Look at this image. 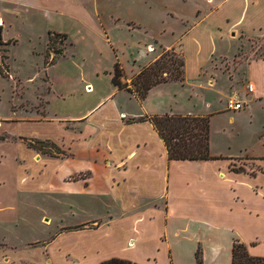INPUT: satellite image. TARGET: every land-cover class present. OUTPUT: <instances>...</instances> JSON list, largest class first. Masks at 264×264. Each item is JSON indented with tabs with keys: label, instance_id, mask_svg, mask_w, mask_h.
Here are the masks:
<instances>
[{
	"label": "crops",
	"instance_id": "obj_1",
	"mask_svg": "<svg viewBox=\"0 0 264 264\" xmlns=\"http://www.w3.org/2000/svg\"><path fill=\"white\" fill-rule=\"evenodd\" d=\"M123 3L140 15L123 17L106 10ZM91 4L94 21L86 0H0V48L7 49L5 60L13 74V48L20 43L9 33L13 27L44 24L46 36L57 32L69 39L54 62V55L46 59L47 39L41 52L34 50L43 54L44 88L37 101L26 100L25 106L22 102L16 120L7 122L16 124L17 135L6 132L17 137L25 162L33 164L35 172L40 170L34 181L45 184L39 190L63 195L71 208L86 213L81 223L62 227L65 236L94 239L76 249L78 264H99L112 257L158 264L160 252L162 264H197L198 248L203 264H232L236 239L246 244L249 254L264 256V171L250 175L230 167L240 155L264 162V55L253 52L236 69L221 68L223 59L237 56L247 38L264 37V0H91ZM105 17L128 32L149 33L160 24L163 32L171 29L173 40L163 43L157 34L153 41H113ZM57 20L80 27L98 22L106 39L81 41L87 46L82 57L105 52L109 64L87 73L68 70L74 35L53 26ZM158 47L179 48L185 81L158 84L144 99L117 89L112 82L116 62L123 68V81L130 82L159 57ZM248 82L254 84L252 93L245 90ZM231 92L245 102L244 109H227ZM28 103L31 108L25 109ZM166 114L209 116L211 153L223 158L170 160L165 142L147 119ZM139 117L146 119L133 120ZM54 127L56 134L50 131ZM220 135L233 140L217 148ZM29 139L51 141L58 149L53 154L36 150L28 146ZM57 244L49 243L50 250L55 251ZM2 253L0 249V260Z\"/></svg>",
	"mask_w": 264,
	"mask_h": 264
},
{
	"label": "rangeland",
	"instance_id": "obj_2",
	"mask_svg": "<svg viewBox=\"0 0 264 264\" xmlns=\"http://www.w3.org/2000/svg\"><path fill=\"white\" fill-rule=\"evenodd\" d=\"M87 1L88 9L94 21L96 18L92 13L91 0ZM128 7V4L123 3L122 5H113L106 10L123 17L136 16L139 10L128 9ZM137 14L140 15V13ZM104 21H106L104 24L107 30L112 34L113 41H138L137 39L153 41L154 38L151 37L158 34L163 43H168L173 40L174 36L171 34V29L163 32V26L161 27L160 24H155L149 29V33H145L143 30L128 32L126 28L114 25L108 17H105ZM96 23L98 22L80 27L69 22L62 24L60 20H57L53 24V26L69 30L74 35L75 43L69 47L74 56L66 61L68 70L87 73L98 65L107 66L109 64V58L104 51L102 55H94L88 57L87 60L82 57L83 53L87 51V46L81 41H105L106 39L100 24L97 25ZM122 23L124 24V22ZM173 27L177 30L176 25ZM9 33L16 35L20 43L14 46V56L10 63L17 76L11 72L5 60L7 49L0 48V60L5 65L4 76H6V78L0 77V114L9 115V117L0 116V249L3 252V260H0V264H37L45 257L47 263L44 260V263L39 264H78L81 259L76 249L79 248L81 242H89L94 239L80 234H67L65 236L62 227L81 223L87 217L86 213L80 207L79 209L71 208L63 195H50L47 191L39 190L44 181L34 180H38L36 175L40 170L35 172L33 164L25 162L21 155L22 151L18 147L17 137L8 133L17 135L16 124H8L7 126V122L16 120V115L21 110L19 105L23 102L22 106H25L24 101L26 100L37 101L39 93L44 88V72L41 68L43 54L34 53V50L41 52L47 39L46 53L48 52V56L46 59L50 61L53 55L59 58L64 53L67 44L65 41L69 39L58 37L49 44L44 24H35L30 27L16 26ZM233 43L236 44V41ZM49 45L50 49H48ZM55 49L60 50L61 53L56 54ZM165 50V48L158 47L156 54L160 56ZM253 52H255V56L264 55V37L247 38L237 56L228 61L223 59L221 68L231 71L233 66L236 69L243 62L242 60L247 57L250 58L249 56ZM176 53L181 54L179 48L176 49ZM60 77H65L64 73H61ZM55 79H58L56 75ZM28 104L25 109H29L32 105ZM22 113L21 111L20 115ZM30 130L32 129L30 128ZM30 130L29 132H32ZM57 130L54 127V130L51 129L50 131L52 134H56ZM225 137L226 135L218 136L222 144L215 139L217 148L222 147L228 141L232 142L231 137L227 136V141H225ZM6 139L11 143L6 142ZM25 165L26 167H24ZM232 166H241L247 171L256 172L264 169V162L252 160L247 155H240L231 160L230 167ZM24 176L28 178L33 176V180L23 179ZM60 233L62 236H59ZM52 241L59 243L57 249H54L55 251L50 250L49 243L51 244ZM64 247L69 249L67 253H64ZM127 255L130 256L131 254ZM58 259H62L63 263L57 261ZM55 261L57 262L55 263ZM157 262L158 264L163 263V253L158 254Z\"/></svg>",
	"mask_w": 264,
	"mask_h": 264
},
{
	"label": "trees",
	"instance_id": "obj_3",
	"mask_svg": "<svg viewBox=\"0 0 264 264\" xmlns=\"http://www.w3.org/2000/svg\"><path fill=\"white\" fill-rule=\"evenodd\" d=\"M58 37L66 38L65 34L49 32V44ZM0 43H2L0 29ZM50 49V45L48 47ZM56 54L60 50L55 49ZM48 56V52L46 53ZM56 60V55L52 62ZM185 61L182 53L178 55L176 49L165 50L154 62L144 67L136 74L130 82L123 81L124 71L119 62H116L112 78L117 89H125L138 98L144 99L149 91L156 85L170 81H185ZM5 65L0 61V74L4 76ZM139 117L133 120H145ZM160 137L165 142L170 160H212L223 158L215 156L210 149V117L192 116L181 114L155 115L148 117ZM28 146L36 150L54 153L58 149L54 143L48 140L29 139ZM264 160V158H262ZM235 172H246L255 175V171H247L243 167L232 166ZM264 171V169H262ZM72 228H68L71 230ZM197 264H203L200 248L196 251ZM99 264H138L134 261L112 257ZM232 264H264V256H253L249 254L246 244L236 239L232 248Z\"/></svg>",
	"mask_w": 264,
	"mask_h": 264
},
{
	"label": "built area",
	"instance_id": "obj_4",
	"mask_svg": "<svg viewBox=\"0 0 264 264\" xmlns=\"http://www.w3.org/2000/svg\"><path fill=\"white\" fill-rule=\"evenodd\" d=\"M1 23V21H0ZM245 90L247 93H252L254 91L253 83H246ZM227 109L230 111H240L245 108V102L239 97L238 93L231 92L226 100Z\"/></svg>",
	"mask_w": 264,
	"mask_h": 264
}]
</instances>
